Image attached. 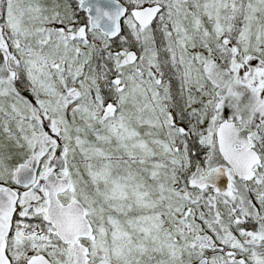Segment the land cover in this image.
I'll use <instances>...</instances> for the list:
<instances>
[{"label": "snow or ice", "instance_id": "1", "mask_svg": "<svg viewBox=\"0 0 264 264\" xmlns=\"http://www.w3.org/2000/svg\"><path fill=\"white\" fill-rule=\"evenodd\" d=\"M0 264H264V0H0Z\"/></svg>", "mask_w": 264, "mask_h": 264}]
</instances>
